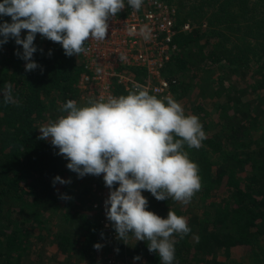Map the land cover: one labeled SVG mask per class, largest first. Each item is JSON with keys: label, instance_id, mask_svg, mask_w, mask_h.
<instances>
[{"label": "trees", "instance_id": "1", "mask_svg": "<svg viewBox=\"0 0 264 264\" xmlns=\"http://www.w3.org/2000/svg\"><path fill=\"white\" fill-rule=\"evenodd\" d=\"M162 1L174 7L176 27L187 22L190 29L176 32L177 50L161 73L173 80L175 100L199 88L203 101L182 108L198 118L206 138L198 149L183 146L200 177L192 210L142 190L146 208L162 218L169 209L185 218L190 231L183 238L173 234L174 264H264V0ZM33 43L38 67L27 72L14 54L21 46L11 38L0 45V93L11 85L13 98L5 103L0 96V264H99L93 244L111 248L115 231L99 223L91 184L66 168L37 129L63 115L67 100L78 106L89 101L76 86L84 59L82 53L66 56L39 33ZM112 92L128 93L118 84ZM64 172L71 180L64 188L69 200L51 186ZM53 215L60 220L51 227ZM147 243L139 245L143 261L160 264ZM47 244L54 248L44 257ZM115 244L122 255L139 248Z\"/></svg>", "mask_w": 264, "mask_h": 264}, {"label": "clouds", "instance_id": "2", "mask_svg": "<svg viewBox=\"0 0 264 264\" xmlns=\"http://www.w3.org/2000/svg\"><path fill=\"white\" fill-rule=\"evenodd\" d=\"M125 2L139 10L143 0H0V45L11 38L21 46L14 54L25 61L26 72L38 67L32 59L37 33L58 42L66 56H77L86 51V40H105L108 18L123 9ZM3 16H9L10 22ZM22 29L26 30L23 38ZM139 31L145 40L150 38L147 25ZM134 87L126 95L89 99L80 106L67 100L60 109L63 115L37 128L38 139L49 141L77 178L103 174L109 190L104 211L116 239L124 242L131 233L136 241H148V251L156 253L160 264H174L173 234L183 238L190 228L171 209L164 218L148 210L142 190L158 201L171 196L188 203L201 185L198 167L183 146L198 149L206 136L198 118L186 115L175 99L158 98L142 86ZM8 88V93H0L5 103L13 99L11 85ZM51 182L55 186L71 180L57 174ZM60 198L71 199L63 193ZM93 247L100 249L102 244ZM141 264L145 262L141 260Z\"/></svg>", "mask_w": 264, "mask_h": 264}, {"label": "built area", "instance_id": "3", "mask_svg": "<svg viewBox=\"0 0 264 264\" xmlns=\"http://www.w3.org/2000/svg\"><path fill=\"white\" fill-rule=\"evenodd\" d=\"M108 29L105 40H86L82 52L84 68L77 82L80 96L84 100H102L109 96L116 97L112 86L118 84L125 91H135V85L142 86L152 95L162 98L173 97V80L162 75V69L177 50L173 38L177 31L190 29L185 22L175 25V9L162 0H143L139 10L125 7L107 20ZM147 25L151 29L150 38L145 40L140 34V27ZM123 55L126 59L121 60ZM102 175L96 178L102 180ZM92 188L95 189L94 180ZM98 198L93 203L99 214H105L104 200L108 195L104 182L98 187ZM107 228L108 224L101 220ZM110 263V261H107Z\"/></svg>", "mask_w": 264, "mask_h": 264}, {"label": "rangeland", "instance_id": "4", "mask_svg": "<svg viewBox=\"0 0 264 264\" xmlns=\"http://www.w3.org/2000/svg\"><path fill=\"white\" fill-rule=\"evenodd\" d=\"M192 77H194V75L193 76H191L190 74H188V78H192ZM197 92H199V88H192L190 91H189V93H188V95H186V96H184V97H181V98H177L176 99V101L177 102H179L181 105H182V107H184V106H186L188 103H191V101L192 102H196V101H203L202 100V97L203 96H200L199 95V93H197ZM210 100H212V99H214L213 97H208ZM62 178H65V179H68V175L64 172V173H62L61 175H60ZM97 176H94V175H89V174H86L85 176H83V177H81V180L83 179V178H85V180H86V182L87 183H89V184H94L95 182H94V180L96 181V184L97 185H95V189H94V192L97 194V198H99L100 199V192H99V195H98V191H99V186H100V183L102 182V180L100 179V178H96ZM68 185V183L67 184H60L59 182H57L56 184H55V186H54V188H55V190L57 191L56 193L57 194H61V193H63V194H70V192L69 191H67V190H64V188L66 187ZM51 186L53 187V184H51ZM116 185L114 184L113 185V188L115 187ZM53 188V189H54ZM107 191H108V189H107ZM192 205H193V203L192 202H189V203H186V205H185V207H186V211H190V210H192L191 209V207H192ZM182 206L184 207V205L182 204ZM51 220L53 221L52 223H50V225H51V227L52 226H55V225H58V222H59V220L60 219H58L57 217H56V215H53V217L51 218ZM101 220H104L108 225L107 226H111V222L110 221H108L107 219H106V216H105V214H98V221H99V223H100V221ZM102 225V224H101ZM103 230H105L106 232H108V229L106 230V229H104L103 228ZM49 242V241H48ZM117 242H119V244L121 243V244H129V245H134V247L135 246H137V247H139V245H140V243H142V242H144V241H136L135 240V237L130 233L129 235H128V237H127V239L123 242V241H121V240H118V239H115L114 240V244L113 243H111L112 244V246H111V248H109L106 244H105V242H103V243H101L102 244V247L100 248V249H97L98 250V252H100V256H97V261L99 262V264H141V260H143V257L141 256L142 254V252H143V246H140L139 248H137L136 250H127L128 252L130 251V255L129 254H124L125 253V251L123 250L122 251V253L124 254V255H122V254H120L119 252L120 251H114V249H116V248H118V244H115V243H117ZM40 245V243L39 244H33V248L35 249L37 246H39ZM53 248H54V246L53 245H51V244H47L46 246H44V257L47 255V253H50L52 250H53ZM103 248V249H102ZM96 249V248H95ZM119 249V248H118ZM133 251V252H132ZM131 252H132V255H131ZM101 253H102V255H101ZM127 253V252H126ZM137 253H140V254H137ZM139 255L140 257H141V260H138V262L137 263H135L134 261H133V256H135V255ZM232 257H233V255H231V257H229L227 260L230 262H233V259H232ZM107 261H110V263H107ZM132 263H131V262ZM86 262V261H85Z\"/></svg>", "mask_w": 264, "mask_h": 264}]
</instances>
